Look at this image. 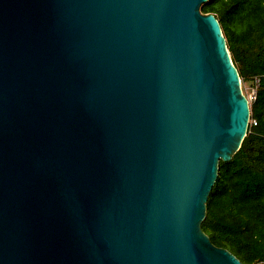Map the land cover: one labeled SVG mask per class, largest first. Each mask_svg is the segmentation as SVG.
I'll return each mask as SVG.
<instances>
[{
  "label": "water",
  "instance_id": "obj_1",
  "mask_svg": "<svg viewBox=\"0 0 264 264\" xmlns=\"http://www.w3.org/2000/svg\"><path fill=\"white\" fill-rule=\"evenodd\" d=\"M207 0H0V264H242L201 231L250 108Z\"/></svg>",
  "mask_w": 264,
  "mask_h": 264
},
{
  "label": "trees",
  "instance_id": "obj_2",
  "mask_svg": "<svg viewBox=\"0 0 264 264\" xmlns=\"http://www.w3.org/2000/svg\"><path fill=\"white\" fill-rule=\"evenodd\" d=\"M202 14L218 21L242 83L258 80L239 150L218 163L201 231L242 264H264V0H207Z\"/></svg>",
  "mask_w": 264,
  "mask_h": 264
},
{
  "label": "built area",
  "instance_id": "obj_3",
  "mask_svg": "<svg viewBox=\"0 0 264 264\" xmlns=\"http://www.w3.org/2000/svg\"><path fill=\"white\" fill-rule=\"evenodd\" d=\"M257 87H258V80H255V82L252 85L251 94L249 96H245L248 102L249 108L256 98ZM249 126H256V121L251 119V117H249V121H248V127Z\"/></svg>",
  "mask_w": 264,
  "mask_h": 264
},
{
  "label": "rangeland",
  "instance_id": "obj_4",
  "mask_svg": "<svg viewBox=\"0 0 264 264\" xmlns=\"http://www.w3.org/2000/svg\"><path fill=\"white\" fill-rule=\"evenodd\" d=\"M241 88H242L243 94L245 96H249L252 92V90H251L252 85L249 82H245V83L241 82Z\"/></svg>",
  "mask_w": 264,
  "mask_h": 264
}]
</instances>
